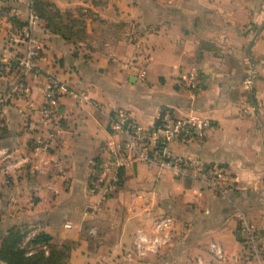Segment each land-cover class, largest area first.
<instances>
[{
    "label": "crops",
    "instance_id": "1",
    "mask_svg": "<svg viewBox=\"0 0 264 264\" xmlns=\"http://www.w3.org/2000/svg\"><path fill=\"white\" fill-rule=\"evenodd\" d=\"M60 16L32 26L38 71H21L26 44L8 16L27 21L28 0H0V240L25 224L71 247L67 264H247L234 208L198 182L134 162L103 175L124 136L77 95L144 128L170 111L213 122L173 155L222 163L233 197L264 233V0H51ZM4 66L2 69L1 66ZM203 87L193 95L187 77ZM57 117L42 112L49 78ZM251 77V87L245 85ZM123 172L120 184L119 173ZM116 177V179H113ZM162 213L177 237L133 263L120 246ZM220 241L226 258L214 260ZM119 247H117V246ZM4 264V263H0Z\"/></svg>",
    "mask_w": 264,
    "mask_h": 264
},
{
    "label": "built area",
    "instance_id": "2",
    "mask_svg": "<svg viewBox=\"0 0 264 264\" xmlns=\"http://www.w3.org/2000/svg\"><path fill=\"white\" fill-rule=\"evenodd\" d=\"M29 1V16L27 26L16 32V40L26 44L24 55L18 60L21 71H38V60L41 57L42 46L33 36L32 26L41 19L33 9V0ZM3 69L4 66L2 65ZM189 88L194 95L203 87V82L197 74L190 73L187 77ZM251 77L246 78L245 85L251 87ZM58 81L50 77L46 91V104L42 112L50 117L58 116L55 103L54 87ZM87 104L106 114L110 120V128L116 133L123 134L124 138L118 148L114 150L109 161L101 163L103 175L117 171L120 167L143 162L151 168H159L170 172L174 177L185 178L198 182L204 188L213 191L226 199L234 208L237 220L239 241L244 247V256L247 264H264V233L248 216L246 210L233 197L234 184L231 181L227 168L219 162H205L197 157L173 155L168 150L170 142L195 143L203 140L207 131L213 127V122L198 114H189L176 117L170 111L163 112L156 123L150 128L139 126L125 110L108 112L106 107L82 92L77 95ZM9 96L3 99L6 102ZM3 102L0 101V133L4 126ZM113 179H116L114 177ZM23 237L22 247L28 249L27 254L34 251L31 240L40 232L37 228L27 227ZM177 237L176 218L169 213H162L151 219L148 226L138 228L129 246H117L126 260L138 263L150 254H157L170 246ZM46 248V246H44ZM209 251L214 260L226 258V250L218 240L209 244ZM208 264H214L213 261Z\"/></svg>",
    "mask_w": 264,
    "mask_h": 264
},
{
    "label": "trees",
    "instance_id": "3",
    "mask_svg": "<svg viewBox=\"0 0 264 264\" xmlns=\"http://www.w3.org/2000/svg\"><path fill=\"white\" fill-rule=\"evenodd\" d=\"M33 9L41 19L51 21L52 17L60 16V12L51 0H33ZM1 12H8L7 7L1 6ZM19 30L27 26V21H19L15 16H8ZM120 184L123 183V172L119 173ZM25 224L15 225L7 230L0 240V263L4 264H67L71 255V247L65 244L58 245L53 242V237L40 231L31 243L35 246L31 254L22 247L26 231ZM46 246V248H44Z\"/></svg>",
    "mask_w": 264,
    "mask_h": 264
},
{
    "label": "rangeland",
    "instance_id": "4",
    "mask_svg": "<svg viewBox=\"0 0 264 264\" xmlns=\"http://www.w3.org/2000/svg\"><path fill=\"white\" fill-rule=\"evenodd\" d=\"M40 19H41V18H40ZM143 260H144V259H143ZM143 260H141V261H143ZM141 261H140V262H141Z\"/></svg>",
    "mask_w": 264,
    "mask_h": 264
}]
</instances>
